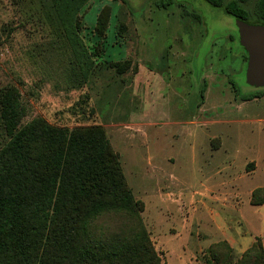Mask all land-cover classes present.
<instances>
[{"label":"rangeland","instance_id":"374dc122","mask_svg":"<svg viewBox=\"0 0 264 264\" xmlns=\"http://www.w3.org/2000/svg\"><path fill=\"white\" fill-rule=\"evenodd\" d=\"M157 1L83 5L79 33L93 61L85 75L55 0H0V88L20 89L25 123L105 129L163 264H211L210 247L223 240L237 259L256 237L264 243V207L249 193L264 185V95L243 99L264 84L223 7ZM254 160L263 167L249 175ZM114 216L109 230L130 236L134 219Z\"/></svg>","mask_w":264,"mask_h":264},{"label":"trees","instance_id":"16d2710c","mask_svg":"<svg viewBox=\"0 0 264 264\" xmlns=\"http://www.w3.org/2000/svg\"><path fill=\"white\" fill-rule=\"evenodd\" d=\"M252 25L264 22V0H206ZM88 0H55L59 18L79 67H93L80 36L79 11ZM173 0H158L168 7ZM255 15L259 22L251 23ZM110 7L98 18L104 32ZM242 35V33H241ZM242 44L245 45L241 37ZM246 46V45H245ZM207 83L204 82L202 97ZM264 91L244 96L253 99ZM28 108L20 89L0 88V264H163L103 127L72 129L43 118L24 122ZM253 205L264 204V187L252 193ZM126 213L134 219L130 236L114 234L108 218ZM101 219L109 227L100 224ZM211 264H264V243L256 237L240 258L227 241L210 247Z\"/></svg>","mask_w":264,"mask_h":264},{"label":"water","instance_id":"95a60500","mask_svg":"<svg viewBox=\"0 0 264 264\" xmlns=\"http://www.w3.org/2000/svg\"><path fill=\"white\" fill-rule=\"evenodd\" d=\"M242 38L250 54V74L256 83L264 84V23L252 25L246 21L237 20Z\"/></svg>","mask_w":264,"mask_h":264},{"label":"crops","instance_id":"0c3cea01","mask_svg":"<svg viewBox=\"0 0 264 264\" xmlns=\"http://www.w3.org/2000/svg\"><path fill=\"white\" fill-rule=\"evenodd\" d=\"M262 160V159H261ZM261 160L260 161H257V160H254L252 162H254V166L251 168V169H247L245 170V173L249 174V175H254L256 174L263 166L261 164ZM248 164V163H247ZM247 167V165H246ZM258 187H264V185H261V186H258ZM256 187V188H258ZM256 188H253L252 190H249V193L250 195H252L253 191L256 189ZM254 206H262L264 207V204H260V205H254ZM261 237V236H260ZM255 238V237H254Z\"/></svg>","mask_w":264,"mask_h":264},{"label":"flooded vegetation","instance_id":"af4514ba","mask_svg":"<svg viewBox=\"0 0 264 264\" xmlns=\"http://www.w3.org/2000/svg\"><path fill=\"white\" fill-rule=\"evenodd\" d=\"M264 22H260V24H263Z\"/></svg>","mask_w":264,"mask_h":264}]
</instances>
